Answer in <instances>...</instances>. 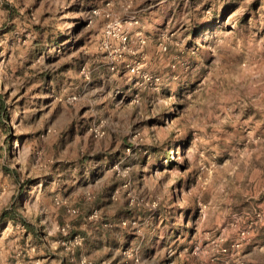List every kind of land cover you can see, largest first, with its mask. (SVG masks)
<instances>
[{"label":"rangeland","instance_id":"374dc122","mask_svg":"<svg viewBox=\"0 0 264 264\" xmlns=\"http://www.w3.org/2000/svg\"><path fill=\"white\" fill-rule=\"evenodd\" d=\"M0 264H264V0H0Z\"/></svg>","mask_w":264,"mask_h":264},{"label":"built area","instance_id":"2783aa9c","mask_svg":"<svg viewBox=\"0 0 264 264\" xmlns=\"http://www.w3.org/2000/svg\"><path fill=\"white\" fill-rule=\"evenodd\" d=\"M96 11V10H95ZM112 25L114 28H116L118 31H121L122 30V24L120 21H115V22H112ZM122 39L124 41H126L127 37L126 36H123ZM83 237L81 235H74V236H70L69 238H66L64 239L65 241H63V243L68 247V248H71V247H75L79 244H82L83 242Z\"/></svg>","mask_w":264,"mask_h":264},{"label":"trees","instance_id":"16d2710c","mask_svg":"<svg viewBox=\"0 0 264 264\" xmlns=\"http://www.w3.org/2000/svg\"><path fill=\"white\" fill-rule=\"evenodd\" d=\"M28 226H30V224L29 223H26Z\"/></svg>","mask_w":264,"mask_h":264}]
</instances>
